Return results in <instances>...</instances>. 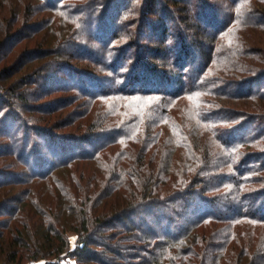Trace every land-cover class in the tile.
Masks as SVG:
<instances>
[{
	"label": "trees",
	"instance_id": "16d2710c",
	"mask_svg": "<svg viewBox=\"0 0 264 264\" xmlns=\"http://www.w3.org/2000/svg\"><path fill=\"white\" fill-rule=\"evenodd\" d=\"M36 1L75 13L62 0ZM227 1L219 13L212 0H96L89 16H72L90 36L16 56L11 72L43 64L21 86L0 82V156L13 159L0 162L2 264H264V50L251 47V31L264 33V0ZM193 18L215 43L202 54L193 49L205 47L201 35L186 34ZM40 24L9 28L0 64ZM88 40L109 73L72 63L93 54ZM146 51L171 67L145 62ZM70 88L76 100L109 101L111 112L91 120L87 107L70 135L28 116Z\"/></svg>",
	"mask_w": 264,
	"mask_h": 264
},
{
	"label": "rangeland",
	"instance_id": "374dc122",
	"mask_svg": "<svg viewBox=\"0 0 264 264\" xmlns=\"http://www.w3.org/2000/svg\"><path fill=\"white\" fill-rule=\"evenodd\" d=\"M99 2L101 0H98ZM187 0H182L183 2H186ZM212 1H216L219 2V7H217L216 11L221 13V5L222 6H227L228 1L227 0H212ZM96 2V0H62L61 4H65V5H69L72 6L74 9V14L68 10H62V11H55L52 10L50 7H48L46 4H44L43 2H37L36 0H0V16H1V20H0V24H3V27H0V41L4 40L5 36H6V32H9L10 29L12 30L14 28V30L19 29V27H23L22 25L24 24H29V23H41L40 27L37 28V32L34 34H30V40L28 41H23L20 44H18V46H15V48L13 49L12 52H14V55H12L10 61H4V63L0 64V72L3 68H7L9 71V74L5 76V79H3L2 81H0L3 85L9 86L11 83H15V82H19L18 84L20 85L21 83H24L22 78H24L26 75L31 74L35 68H38L40 64H43V61H37L35 63H29L28 65H23L22 67H19V69L15 68L14 70L16 71H10V68H14L17 64L16 61V56L18 57L21 52L25 49V48H29V49H34L36 47H41L42 44H45V47L47 48H55L58 45L59 40L65 42L69 37H71V39H75L78 36V34L84 35V36H90V32L91 30H89L90 32L86 33L88 31V29L90 28H83L80 26L76 21L72 20V16H89V12L93 11V3ZM34 4L35 9H31V5ZM229 5V4H228ZM18 6H20V8H18ZM31 7V8H30ZM18 10V11H17ZM100 12H102L103 10V6L101 9H99ZM16 11V12H15ZM229 11V10H228ZM227 11V14H228ZM15 13L20 14V15H25L28 14V16H26V21L23 22V19H16L15 21L13 20ZM225 14V13H224ZM71 19V20H69ZM221 16V14H220ZM223 16V15H222ZM23 17V16H20ZM130 19H132L130 17ZM129 19V20H130ZM193 22H191V26H186V34L187 35H193L195 32L199 33L198 35L200 36V39H202L200 42H202V44H204L205 47H199V45L193 46V49L196 50L197 53L202 54L205 50H207L208 47H210L212 45V43L215 45L214 42H212L211 36L206 33V27L204 24L199 23L200 25L198 26V21L193 18ZM10 23V24H8ZM89 24V23H88ZM169 24V22L167 23ZM9 25V26H8ZM43 27V28H42ZM8 28V29H7ZM10 28V29H9ZM42 28V30H40ZM185 28V27H184ZM81 31V32H77V31ZM150 30V27H149ZM29 32V31H28ZM151 32V30H150ZM205 32V33H203ZM253 33H255V36L253 37V41H252V46L251 47H255L258 48L259 50H264V33L261 31H251ZM30 33V32H29ZM28 33V34H29ZM153 32H151V35H155ZM247 34L248 31H247ZM154 38L156 36H153ZM89 38V37H88ZM79 39V38H78ZM188 40V39H187ZM256 40V42H255ZM189 43H191L190 40H188ZM126 41H118L116 43L115 47L118 46H122ZM160 43V42H159ZM159 43L157 42H153V47H159ZM201 44V45H202ZM87 46H91V48L93 47L94 49L96 48V50L93 49V54L89 57L87 56H82L77 62L73 61L72 63L74 64V66H78V67H85L84 64H89L91 69L94 70L93 72L99 74V75H104L106 73H109L108 71H104L103 67L98 66V63H96L95 61H92L91 59L95 57V53L97 51V44L94 42H92V40H88L86 43ZM96 46V47H95ZM165 46V45H164ZM203 46V45H202ZM205 49V50H204ZM56 52V51H54ZM147 52V51H146ZM118 54V52H117ZM144 58H145V62L151 63V65L153 64V66L155 68H160L161 70H167L168 67H171L170 64L167 66L166 63H169V59L168 57H166V54H154L153 52H147L144 53ZM86 57V60H84V58ZM87 58H89L87 60ZM53 58H48L46 59L45 62H52ZM144 60V59H143ZM200 61L204 60V56L200 55L199 57ZM134 63V62H132ZM130 67L129 69H124V72H130L131 71ZM90 70V69H89ZM90 70V71H92ZM152 70V69H151ZM159 70V69H158ZM153 71V70H152ZM69 81V79H67V82ZM33 85L30 84L29 87H31ZM21 86V85H20ZM22 86H24L22 84ZM69 87H73L72 83H69ZM28 88V87H27ZM77 92H75L73 89H69V90H63V91H57V92H51L50 94H46L44 96L43 102L45 103H50V106L48 107V109H39V110H29L30 114L28 116L33 117L35 120L39 119V123L41 125H43L44 127L49 128V130L53 131L55 134H61V135H70V134H74V130L77 127V124H84L86 121H82L79 119L78 114L82 113L84 110L88 109L87 107H89L90 111L92 112V119L91 120H95V117H100L102 112H111V108L109 107V101H101V100H96L93 103H90L87 99H84L82 97L78 98L77 100L74 98V95ZM201 93H199L197 95V93L195 94L196 96L199 97H204L206 99H209V97L207 96H203L200 95ZM189 98V97H188ZM185 98L184 100H186V104L183 103V105H186L190 108L191 105H193L192 101L195 100L193 99V96L190 97L189 99ZM64 101V102H61ZM89 102L88 105H86ZM86 103V104H85ZM35 103H33V101L31 103H29V106L32 107V105H34ZM185 107V106H181ZM179 109V108H178ZM211 110H215L214 107L210 108ZM182 112L184 116H186L188 118V111L185 110H179V112ZM185 111V112H184ZM77 112V113H76ZM95 116V117H93ZM189 119V118H188ZM83 123H82V122ZM190 122H195L196 120L191 118L190 120H188ZM73 122V123H71ZM39 124V125H40ZM76 126V127H75ZM82 127H84L83 125H81ZM0 158H2V155L0 156ZM13 160L11 157L9 158H5L0 161L1 163H6ZM20 189H22L23 187H19ZM264 188V187H263ZM262 189V187H261ZM47 197H51L49 194ZM256 230V229H255ZM68 238H69V242H70V248L72 250H74L77 246V240H78V236L75 233H69L68 234ZM60 264H78L77 260L73 257H65L63 256V258L59 261ZM0 264H2L0 262ZM27 264H46L45 260L39 261V262H35V261H30Z\"/></svg>",
	"mask_w": 264,
	"mask_h": 264
}]
</instances>
